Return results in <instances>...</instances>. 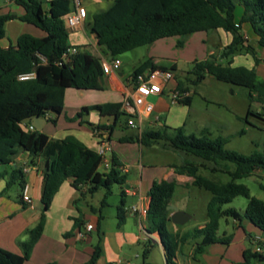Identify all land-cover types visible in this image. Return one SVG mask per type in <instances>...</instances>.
Segmentation results:
<instances>
[{"label":"trees","instance_id":"1","mask_svg":"<svg viewBox=\"0 0 264 264\" xmlns=\"http://www.w3.org/2000/svg\"><path fill=\"white\" fill-rule=\"evenodd\" d=\"M55 1L63 0H54L52 3ZM15 2L25 9L23 16L0 15V166L14 164L9 172L0 174V178L6 182V188L0 196L15 185H19L23 191L24 166L16 161L21 154H27L29 164L39 165L42 170V214L36 227L29 231L27 240L21 244V255L0 247V264H25L30 259L34 247L44 234L47 213L52 202L66 181H71L72 187L82 192V196L94 195L100 189H105L102 207L108 206L106 200L115 185H127V173L121 172L123 165L116 156L112 155L109 170L103 171L100 155L74 136L55 140L40 131L28 130L34 118L45 116L47 113L63 112L67 90H102L100 79L104 77L103 56L117 59L127 52L172 37H179L177 46L182 48L189 36L195 33L222 30L231 35V42L223 48L219 56L212 54L208 59L193 64L191 73L196 76L194 82L201 83L207 76H212L219 81L244 87L249 90V99L256 98L264 107V81L258 79L256 70L233 66L230 61L238 54H249L256 64L259 62L256 50L252 45H245L240 24L235 22L237 5L234 0H113L109 9L94 15L86 24L88 31L97 40L99 54L79 50L67 58L64 56L72 45L65 25L66 13L57 14L51 10L49 16L42 0ZM239 2L244 8L242 22L251 24L259 37L258 44L264 46V0ZM15 19L40 29L45 36L23 34L16 45L10 44L4 48L1 42L6 36L5 25ZM149 67L153 70L159 68L149 59L136 69L132 76L143 73ZM160 70L173 71L174 67H162ZM31 74L33 77L20 80L21 76ZM183 87L182 83L178 86L179 90ZM179 103L188 106L191 97H186ZM90 112L113 118V123L107 126L89 123L92 131L98 129L104 132L102 137L111 130L106 137L108 141L112 140L115 131H122L124 134L117 139L120 143H137L146 147L163 145L174 152L199 160V163H196L191 159H184L176 168V172L192 177L194 187L212 195L206 206L207 221L203 226L182 234L169 232L168 224L171 223L172 211L168 210V207L171 206L177 184L164 180L156 181L148 192L150 202L145 231L150 235H159L167 264L172 263L181 246L188 242H194L196 254H203L213 244L229 245L232 236L220 237L218 231L220 221L224 218L241 221L237 210L225 208L237 197L248 200L245 218L264 234V201L251 196L245 185L236 183V180L255 173H264V152H254L246 156L227 150V139L211 138L207 128L201 130L199 137L186 135L184 128L173 129V134H170L167 127L142 130L140 134H126L124 131L130 129L127 121L120 123L123 117L128 119V114L123 110V103L85 106L74 118L68 120L79 121V124L83 125V117ZM248 115L258 116L250 110ZM200 168H205L212 174H226L231 181H213L201 174ZM121 195L123 199L117 208L118 229L125 224L127 215L125 190ZM83 226L84 222L80 218L74 219L72 230L64 236H71L74 230H81ZM100 231L99 225L98 232ZM262 240L264 242V239ZM253 242L256 247L255 241ZM155 244L158 242L152 238L144 243V261ZM255 247L243 251L241 264H264V256L258 254ZM101 256L102 248L99 242L85 264H97Z\"/></svg>","mask_w":264,"mask_h":264},{"label":"crops","instance_id":"2","mask_svg":"<svg viewBox=\"0 0 264 264\" xmlns=\"http://www.w3.org/2000/svg\"><path fill=\"white\" fill-rule=\"evenodd\" d=\"M72 1V5L70 0L67 1H49L51 4L48 6L46 11L48 15L51 16V12L54 13H66L65 16L70 15L71 13L76 11V7L74 6V2ZM80 4L86 8L87 15L86 20L83 25L68 29L72 30L74 34L75 41H69L72 46L77 47L80 51H87L92 54H99V47L97 45V40L93 34H91L88 29L86 28V24L88 21H91L93 16L98 14L101 11V6L104 3H107L108 6L105 10L109 9L112 4L113 0H79ZM237 7L235 10V22L240 24L241 32L245 39V45H252L256 50L257 58L259 59L258 64L254 62V59L249 54H240L235 56L236 58H243L248 59L251 57L253 59V65L248 66L249 69H255L257 73V77L260 81H264V46H260L258 44L259 37L254 32L250 23L242 22V16L244 13V8L240 4L239 0H234ZM52 10V11H51ZM51 11V12H50ZM68 13V14H67ZM6 14H15L17 17H21L25 14V9L18 5L15 0H0V15ZM64 16V18H65ZM32 26V25H31ZM38 29V28H37ZM5 31H7V35L5 36L4 40H2L1 44L4 48H7L10 44L16 45L17 40L23 34H29L35 37H43L40 33L35 31L34 29H30V24L21 22L17 19L10 20L5 25ZM205 33V32H199ZM199 33H195L191 35L185 42L184 48L188 43L192 42L196 36H201ZM203 35L205 37H201L199 39V43L205 45V52L204 56L200 58V60H195V62H200L208 59L210 55H218V53L222 52L223 48L227 46L231 42V35L225 33L222 30H217L209 33H205ZM200 38V37H199ZM168 39H175L176 46L179 40V37H172L167 39H162L159 41L154 42L153 44L149 45V52L147 55V60L152 59L154 65L159 67L170 68L174 67L172 71L174 73V79L170 82L169 87L170 89H177L180 93H185L188 97H191V103L193 99L192 93L182 88L179 90L178 86L180 83L176 82V71L178 69V63L180 59H171L164 57L163 54H159L158 50L163 49L164 46L168 47L169 43H159L164 40ZM173 42V41H169ZM160 44V45H159ZM173 43H170V45ZM172 49H173V45ZM178 47V46H177ZM165 48V47H164ZM195 57L199 55L196 54ZM110 58L103 56L104 60H109ZM145 60V61H147ZM167 60V64H164L162 61ZM226 62V61H224ZM241 66V65H239ZM245 67V66H244ZM152 68L149 67L147 70H151ZM135 71V70H134ZM146 71V70H145ZM133 72L130 74H125L123 70V63L121 66L120 71L117 73V76L114 77L117 81L116 88L110 86L109 81L106 77H102L100 79V85L102 86V90L100 91H82L76 89H69L66 91L65 99H64V109L61 114H54V113H47L45 116L39 117V120H35L34 118L30 126H34L35 130L40 131L46 134L50 139L55 140H62L67 136H74L82 143H84L88 148L97 152L98 150V139L94 136L93 131L90 124L93 125H110L113 123L112 117H101L97 112H90L88 114L90 120H86L84 117L82 121L84 122L83 125L77 122H71L68 119H72L68 117L67 110H74V113L77 114L82 107L91 106L96 104H105V103H123L125 98L129 96L131 93V88L129 87V80L132 76ZM261 75L263 77H261ZM209 77V76H207ZM263 78V79H261ZM150 101L154 104V114L144 120L142 125V130H151L149 128L155 127L157 124L166 125L170 119V110L167 112L168 103L171 101L168 91L166 90L162 95L155 96L150 98ZM172 103V102H171ZM190 103V105H191ZM173 104V103H172ZM179 105L186 106L181 103H177ZM189 106V105H188ZM184 110V109H182ZM66 113V120L69 122L68 125L62 126L60 125L61 116ZM253 113V112H252ZM158 117L159 121L156 122L155 118ZM56 120V122H52ZM86 122V123H85ZM146 127V129H144ZM156 130V129H155ZM131 132H135L131 130ZM124 134V133H123ZM90 135L92 138L90 139L87 137ZM114 138V135H113ZM117 141L116 138H114ZM118 142V141H117ZM112 145V141H110ZM120 143V142H119ZM123 144V143H121ZM140 148L142 146L140 145ZM112 155L116 156L123 167L129 168V172L127 173V185L124 189L126 192L125 197V209L127 210L126 221L125 224L119 229L118 233H113L115 243L112 248L114 250H118L119 253L116 254L114 261L111 264H137L131 260L126 259V254H124V250L127 248H131L132 246L136 245L138 241L141 239V225L140 219L137 213L132 212V208H146L149 207L150 198L148 197V192L154 182H160L158 178H154L153 180H141L136 178H129L128 176L132 173L133 169H140V172H143L144 167L141 164H130L127 162L125 158H123L120 154H118V150L113 148L112 145ZM17 163L19 165L24 166L25 178H24V187H28V195L31 199L30 203H25L22 200V189L21 193L19 194V200L17 202L12 203H0V247L13 252L15 254H22L21 244L27 240L28 233L32 230L38 222L40 221L41 214H42V191H43V174L41 167L29 164V157L27 154H21L17 158ZM41 162V160H40ZM39 164L41 165L42 162ZM181 165V164H180ZM180 165L176 164H169L167 170L165 171L164 175L161 176V181H168V182H175L177 184V188L181 187L183 190L190 189L194 187L192 185L193 178L187 175L178 174L176 172V168ZM14 166V164L10 166H0V174L4 172H9ZM139 173L135 171L134 176H138ZM4 185H6L5 180L0 178V194L3 193ZM128 186V187H127ZM176 192V191H175ZM82 192L77 191L72 187L71 181H66L62 187L60 188L59 192L56 194L52 205L47 213L46 218V225L44 234L42 235L39 242L34 247L32 255L30 259L25 264H58V263H50L49 260H44L42 263H37L36 260L38 259V255L41 253H51L52 250L58 253L60 259H63V245L66 248H71L72 253L69 259H65V261L60 264H82L83 262H78V256L80 255L79 249L81 254H85L90 259V256L93 252V247L91 244V234L96 230L98 232V226L103 228V214L100 212L98 215H92L88 213H83L79 209V204L81 201ZM175 195V194H174ZM127 197H133L132 203H127ZM84 198V196H83ZM2 197L0 196V201ZM85 201V200H84ZM172 206V202H171ZM87 212V211H86ZM173 213V211H172ZM85 216V217H84ZM117 216V214H116ZM80 218L84 222V226L81 230H74L72 235L69 237H65L64 235L72 230L74 219ZM101 218V220H100ZM191 219V218H190ZM88 221V222H87ZM6 223L5 226L1 227V223ZM100 222V224H98ZM172 223V222H171ZM206 223V222H205ZM204 223V224H205ZM147 222L144 219V225L146 226ZM204 224L200 225L199 227L203 226ZM93 225L94 230L92 232H86V226ZM235 225V238H242L247 241H250L252 244V248L254 246V238L247 236L245 230H242L241 225L238 222H234ZM108 230L106 229L105 234H107ZM79 232H83L85 234L84 238L79 237ZM102 231H100L101 233ZM186 232V231H184ZM182 232V233H184ZM243 232V233H242ZM103 233V232H102ZM180 233V234H182ZM262 238L264 239V234L261 232ZM54 239L58 240V244L56 245L53 243ZM144 242L145 237H144ZM158 242V241H157ZM234 239L232 238L229 245H225L222 243L213 244L209 246L203 254H196L195 248L196 245L194 242H188L185 245L181 246L180 251H178L175 257L172 260L171 264H226V255L232 246ZM104 248H102V256L97 264H104L102 260L105 258V252L108 247V242H106ZM156 246H159L163 250V254L165 256V251L163 245L158 242L152 248L151 253H153ZM108 247V248H107ZM247 249V248H245ZM243 249V251L245 250ZM242 251V254H243ZM104 254V255H103ZM148 256V258H149ZM136 258H139V255L136 254ZM148 258L143 262V264L148 263ZM59 259V260H60ZM236 263L241 264L242 257L239 258L236 256Z\"/></svg>","mask_w":264,"mask_h":264},{"label":"rangeland","instance_id":"3","mask_svg":"<svg viewBox=\"0 0 264 264\" xmlns=\"http://www.w3.org/2000/svg\"><path fill=\"white\" fill-rule=\"evenodd\" d=\"M44 9H47L51 4L49 1L54 0H42ZM71 5L72 1L70 0ZM108 4L104 3L101 6L102 10L107 8ZM67 16H65V19ZM30 29H34L41 36H45V33L40 29L30 25ZM7 32V31H6ZM201 36H196L194 40L188 43L184 48L176 46L175 39H168L161 41L159 43H169L168 47L164 46L163 49H159V54H163L164 57L171 59H180L178 63V69L175 73V81L182 83L183 86L192 93V103L189 106H183L179 104H172L171 101L168 103V109L170 110V119L166 125L157 124L155 127H151V130L163 129L167 127L170 134H173V129L184 128L186 135L200 136L201 130L204 128L209 129L211 138H224L227 139L228 143L226 149L234 151L246 156L253 154L254 152H264V107L257 101L256 98L249 99V90L228 84L215 79L212 76L207 77L201 83H195L196 76L191 73L193 69V64L195 60H200L204 56L205 45L199 43L201 37H205V33H199ZM190 37V36H189ZM200 37V38H199ZM69 41H75L74 34L72 30H69ZM173 41V42H169ZM170 43H173V49ZM160 45V44H159ZM100 51V49H99ZM149 52V46H144L137 48L130 52H127L119 57L123 63V70L125 74H130L134 70L138 69L147 60V55ZM244 53V52H243ZM198 54L200 57H195ZM221 54L218 53V55ZM239 55V54H238ZM149 60V59H148ZM233 66H251L253 65V59L248 57V59H241L233 57L230 59ZM167 64V60L162 61ZM227 62V61H226ZM261 77H263L261 75ZM263 79V78H261ZM183 87V89H184ZM184 109V110H182ZM253 112L258 115H248V111ZM69 118H74L76 114L74 110H67ZM86 120H90L88 115H85ZM127 121V118L123 117L120 123ZM69 122L66 120V113L61 116L60 125L63 127L68 125ZM146 129V127L144 128ZM126 134L131 132L130 129L124 131ZM90 139V135H87ZM113 148L118 150L120 154L127 162L130 164H141L144 167V171L140 172V169H133L132 173L128 176L129 178H136L141 180H153L158 178L161 181L165 171L169 164H182L184 159L192 160L193 162L199 163L194 157H186L180 152H174L163 145L146 147L135 144H121L112 138ZM212 165H210L211 167ZM135 171L139 173L136 177L134 176ZM200 173L207 176L209 179L226 183L231 181L230 177L226 174H212L205 168H200ZM236 183L245 185L253 197L261 199L264 201V173L258 172L250 177L236 180ZM6 185H4V190ZM126 188V186L115 185L112 189V194L107 198L108 206L102 207V201L105 198V189H100L94 195L81 196V201L79 204V209L84 214L98 215L100 212L103 214V228L101 231L96 230L91 234L92 246H96L99 242L101 248H104L106 242H108L109 249L105 252L104 264H111L114 261L115 255L119 253L118 250H114L115 239L113 233H118L119 229L117 227V208L121 205V200L123 199L121 192ZM3 190V191H4ZM21 193V188L19 185L13 186L11 189L7 190L6 193L2 194L0 203H12L19 200V194ZM211 194L205 190L198 189L196 187H191L190 189L177 188L175 195L172 199V206L177 208L179 211L188 214L191 219L188 220L184 225H175L173 223L168 224V231L171 233H182L184 231L193 230L198 228L200 225L207 221L206 216V206L211 199ZM85 200V201H84ZM133 197H127V203H132ZM248 204V200L244 197L235 198L230 204H227L225 208H234L238 211L241 221L238 222L241 225L242 230H245L246 235L255 238H262L261 231L251 224L245 218V209ZM87 211V212H86ZM85 217V216H84ZM88 222V221H87ZM235 220L232 218H224L220 221V228L218 231V236H232L234 242L230 247L226 255V264H239L236 263L235 257L237 256L239 260L242 257V251L245 248H252L250 241L245 240L244 236L242 238H235ZM6 223L2 222L1 227L5 226ZM141 228V239L136 243V245L131 248L124 250L126 254V259L133 261L137 264H143V251H144V237L146 236L145 229ZM106 229L108 230L107 234ZM243 233V232H242ZM157 241V240H156ZM56 245L58 240L54 239L53 242ZM93 247V248H94ZM107 247V248H108ZM255 245L253 246V248ZM63 259H60L57 252L54 250L51 253H41L38 255L36 262L42 263L44 260H49L50 263H63L65 259H69L72 250L71 248H66L63 245ZM81 249H79L80 255L78 256V262H83L85 264L89 261L88 256L81 254ZM136 254L139 258H136ZM60 259V260H59ZM149 264H167L166 258L163 254L162 248L156 246L153 253L148 258Z\"/></svg>","mask_w":264,"mask_h":264},{"label":"built area","instance_id":"4","mask_svg":"<svg viewBox=\"0 0 264 264\" xmlns=\"http://www.w3.org/2000/svg\"><path fill=\"white\" fill-rule=\"evenodd\" d=\"M76 11L71 13L65 19V25L67 29H73L84 24L86 20L87 11L86 8L80 4L79 0H73ZM79 52V49L75 46H72L68 53L65 54V58L69 55H73ZM122 62L119 58L104 60L102 62L103 75L109 81L111 87L116 88L117 81L114 77L117 76V73L120 71ZM33 77V75L21 76L20 80H26ZM174 79V73L170 70H160V69H151L146 70L143 73L136 74L132 76L129 80V87L131 88V93L128 97L125 98L123 102V110L128 114L127 126L141 133L142 125L145 119L150 118L154 114V104L150 101V98L155 96L162 95L166 90L169 93L171 102L173 104L179 103L180 100L188 97L185 93H180L177 89H170L169 84ZM155 121L158 122L159 118L156 117ZM28 130L34 131V126H29ZM94 136L98 139V150L97 153L102 159L101 168L103 171L109 170L112 162V145L110 141L106 139L108 132L104 134L103 131L95 129L93 131ZM122 173H128L129 168L122 167ZM22 200L25 203H30L31 199L28 195V187H24L22 191ZM132 212L137 213L140 219V225L144 230V219L147 217L146 208H132ZM94 230L93 225L86 226V232H92ZM146 232V231H145ZM79 237L84 238L85 234L79 232ZM154 239V241H160V237L157 234L150 235L146 232L145 241L149 239ZM256 247L255 250L258 254L264 256V242L261 238L254 239Z\"/></svg>","mask_w":264,"mask_h":264},{"label":"water","instance_id":"5","mask_svg":"<svg viewBox=\"0 0 264 264\" xmlns=\"http://www.w3.org/2000/svg\"><path fill=\"white\" fill-rule=\"evenodd\" d=\"M6 35H7V33H6ZM39 119L40 118L38 117L35 120H39ZM108 133H111V130H109ZM113 135H114V138L119 139L123 135V132L122 131H115ZM168 210L173 211V213L171 214V222L175 225H184L191 218L188 214H186L185 212L179 211L174 206H169Z\"/></svg>","mask_w":264,"mask_h":264}]
</instances>
